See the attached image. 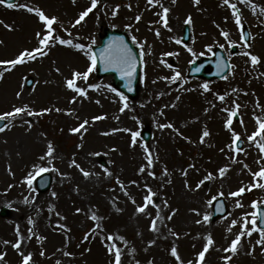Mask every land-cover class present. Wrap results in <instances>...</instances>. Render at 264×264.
Instances as JSON below:
<instances>
[{"label": "rangeland", "instance_id": "rangeland-1", "mask_svg": "<svg viewBox=\"0 0 264 264\" xmlns=\"http://www.w3.org/2000/svg\"><path fill=\"white\" fill-rule=\"evenodd\" d=\"M91 6L92 0L0 4V61L25 50L35 56L0 63V115L26 108L5 117L0 131V264H23L25 256L28 264H115L116 250L120 264H264L262 229L252 224L253 203L264 205V177L255 175L264 170V0H97L76 23ZM35 9L56 17L46 47ZM105 26L126 30L138 45L134 99L117 93L109 77H95L94 67L87 79L73 76L88 71V48ZM214 46L226 53L229 72L211 82L188 78V64ZM70 79L84 95L68 87ZM234 134L242 138L240 151ZM44 171L52 180L39 192L34 179ZM218 197L226 213L213 218Z\"/></svg>", "mask_w": 264, "mask_h": 264}, {"label": "snow or ice", "instance_id": "snow-or-ice-1", "mask_svg": "<svg viewBox=\"0 0 264 264\" xmlns=\"http://www.w3.org/2000/svg\"><path fill=\"white\" fill-rule=\"evenodd\" d=\"M148 2L151 4L153 2V0H148ZM229 2V0H224V3L227 4ZM6 3V0H0V4H5ZM96 3H97V0H92V6L91 8L87 9L86 11L82 12L80 14V17L79 19L76 21V23H80L81 20H83L87 15L88 13L92 10V8H94L96 6ZM196 3H199V0H196ZM8 7H15V5L13 4H7ZM231 7L235 8V5H231ZM28 11H33V9L29 8ZM36 15H38L39 19L41 21L44 22V26L46 27L47 29V34H41V33H37V36L38 37H41L39 39V44L42 45V46H47L50 39H52V32H53V25L54 23L56 22V17H51L49 18L47 15H45V13L43 11H41L40 9H35L34 10ZM169 11L168 8H164L163 9V12H164V22H165V26H167V18H166V14L167 12ZM140 17H137V19H139ZM186 24H190L191 23V17H189L186 21H185ZM236 23L237 25H240V19H239V16L236 17ZM224 35L226 36L227 34L224 33ZM243 39V37H241ZM61 44H71V41L69 40H60L59 41ZM76 48H83L84 46L83 45H75ZM34 52L36 53H40V54H44L43 51H42V48H37L34 50ZM27 57V58H30V59H34L35 56L33 55L32 52L28 51V50H25L23 52L20 53V55L16 58V59H13V60H9V61H0V63H7L9 65H12V66H15L16 64L18 63H23L25 62L24 61V58ZM90 59L92 61V64L91 66L88 68V71L84 72V73H79V72H75L73 73V76L74 78L75 77H83L84 79H87L88 77V74L89 72L92 71L93 67H95V64H96V56L94 54H92L90 56ZM100 59L105 62V63H108V64H111L113 66H115L117 68L118 71H122L124 72L127 76L131 77L134 69H135V64H134V58L131 56V53H130V50H127V49H124V48H116V47H109L107 49L104 50V52L101 54V57ZM252 59V62L255 63L257 62L258 58L256 56H252L251 57ZM180 74L179 73H176V76L178 77ZM67 85L69 88H74L75 91L81 95H84V90L79 88V87H75V79H70L67 81ZM203 87L205 89H207V84L203 85ZM122 99H124V97L122 96L121 97ZM220 99H223V97H220ZM126 107V105H125ZM124 109L122 108L121 111H123ZM26 111V108H15L12 112H8V113H4L3 115H0V119H5V117H11V116H14V115H19L23 112ZM44 111H48L47 109H45ZM28 115H33L35 113H32V112H28L27 113ZM95 119H101V117H96ZM232 123L231 119L228 120L227 122V125L226 126H230ZM260 123V129L261 130H264V122H259ZM85 124H87V121H84L80 126L79 128H74L72 129L73 132H77L79 131L80 129L84 128ZM6 127V126H5ZM4 128H0V131H3ZM209 133L207 131H205L203 133V137H206L208 136ZM253 135H256V133H254ZM203 137L201 139H203ZM239 139V136L238 134H234V139H233V143L235 144V142ZM249 139L251 140L252 137H249ZM260 147L262 149H264V145H260ZM241 149H237V151H240ZM52 146L49 145L48 147V155H51L52 154ZM73 163H75V161H73ZM149 164H151V159H149ZM141 171H143V169H141ZM221 174H223L224 172V169H221ZM85 175H87V173H85ZM255 175H258V176H261V177H264V170L256 173ZM260 187H264V185H259ZM244 189H240L239 192H243ZM238 193H232V195H238ZM149 203L151 202V197H146L145 198ZM256 204L255 202L253 203V207H255ZM137 211L139 212H143L144 211V207H139L137 209ZM253 217H255L257 214L256 213H253L252 214ZM205 219H208V217L206 216ZM235 223V222H234ZM252 224L254 226L253 230H255V225H256V220L253 219L252 221ZM152 228L153 230H155V222H153V225H152ZM250 234V233H249ZM261 235L264 236V230H261ZM240 240V236H237L235 240L232 241V244L230 246V250L232 252H235L236 251V246H237V242ZM212 244V240L211 238L209 237L208 239V243L204 246V251H201L199 253V258H200V261H203V258H204V255H205V252L208 250V246ZM14 247H19V243H17L16 245H14ZM110 251H111V248H110ZM227 251V249H226ZM172 255L174 256H177V252H176V249L173 248L172 249ZM30 259V256H25L24 257V261H23V264H28V261ZM177 259H179V257L177 256ZM115 264H120V252L119 250H116V253H115Z\"/></svg>", "mask_w": 264, "mask_h": 264}, {"label": "water", "instance_id": "water-1", "mask_svg": "<svg viewBox=\"0 0 264 264\" xmlns=\"http://www.w3.org/2000/svg\"><path fill=\"white\" fill-rule=\"evenodd\" d=\"M109 47H116V48H124L127 50H130L131 56L134 58V64L135 69L131 75V77L127 76L124 72L118 71L117 68L111 64L103 62L100 57L101 54L104 52L105 49ZM96 58H97V70L98 74H111L113 77V85L121 90L124 93L133 95L136 93L137 90V79H138V59L136 57V54L132 49L128 47L124 42L115 43L107 33L105 34V37L103 38L102 45L95 50ZM207 64H210L211 66H214V70L217 72L218 75L216 76H222L229 68L228 63L224 56L222 55L221 51L216 49L213 52V57L206 61ZM213 72L215 73V71ZM211 72L205 76L211 77L214 75V73ZM43 177H46L44 175ZM48 185V179L45 180V185L43 188H46ZM224 210V207L222 205L217 206L215 209L214 214H221ZM261 214V211H260Z\"/></svg>", "mask_w": 264, "mask_h": 264}]
</instances>
